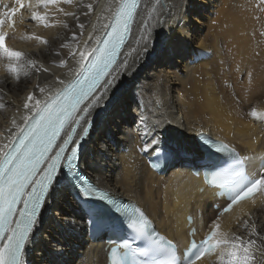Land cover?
Masks as SVG:
<instances>
[{
    "label": "bare ground",
    "instance_id": "6f19581e",
    "mask_svg": "<svg viewBox=\"0 0 264 264\" xmlns=\"http://www.w3.org/2000/svg\"><path fill=\"white\" fill-rule=\"evenodd\" d=\"M23 2L24 9L15 16L12 28L7 27L3 17L6 46L24 54L21 63L25 67L18 74L10 72L9 59L0 55V148L9 144L12 133L17 131L13 121L23 125V117L30 114L24 108L26 102L34 104L27 100L28 95L43 101L60 85L57 77L69 79L79 65L68 53L87 50L85 41L93 46L119 0H59L47 7L41 0ZM221 2L225 16L229 11L234 13L233 8H228L231 0ZM219 3L220 0H140L120 53V60L127 59L136 71L121 76L117 89L110 94L113 100L108 111L93 112L92 116L97 115L84 145L81 169L100 189L140 207L156 229L181 248L188 242L186 216L193 217L192 227L200 238L217 221L220 232L252 239L249 233L255 222L259 236L251 264H264V194L216 218L213 206L218 202L214 192L192 174L203 158L196 141L199 134L225 142L247 157L250 175L261 170L258 165L264 159V78H187L196 64L206 61L210 54L220 58L214 42L203 37L207 27L211 31L213 26L206 12ZM2 4L19 6L16 0H0ZM33 12L47 13L49 26L32 19ZM65 12L75 13L79 20ZM78 23L84 25L82 34ZM90 34L92 41L88 40ZM257 42L256 50L264 52L262 42ZM212 59L204 63L206 70L209 65L215 67ZM29 61L35 62V67ZM40 88L45 92L41 93ZM253 109L257 117L251 115ZM141 116L145 117L143 122ZM153 138L159 140V150L172 156L163 175H156L148 167V159L157 151L143 150ZM86 219L72 194L51 201L42 211L38 231L34 230V237L25 247L24 264H106L103 239H89ZM245 220L249 221L248 228L243 226ZM199 264H221L219 251Z\"/></svg>",
    "mask_w": 264,
    "mask_h": 264
},
{
    "label": "snow or ice",
    "instance_id": "6c2138e0",
    "mask_svg": "<svg viewBox=\"0 0 264 264\" xmlns=\"http://www.w3.org/2000/svg\"><path fill=\"white\" fill-rule=\"evenodd\" d=\"M41 2L47 7L59 0ZM16 3L20 8L24 7L23 0H16ZM137 6V0H119L109 22L102 26V35L95 37L93 46L89 47V42L85 41L84 48L87 50L74 49L68 53L79 65L73 79L65 82L57 77L62 87L43 101L35 99L30 93L27 100L34 101V104H24L30 114L23 117V125H16L13 121V125L17 127V131L12 133L14 139L0 148V264H24L25 246L34 237V230L38 231L42 211H46V205L51 201L69 193L85 203L93 199L107 201L109 206L103 208V213L108 216L119 213L116 218L130 230V234L111 249L112 264H197L206 253L217 250L221 264H251L255 259L253 247L259 236L255 222L251 224L249 233L253 238L245 239L220 232V224L213 221L212 228L204 239L199 243L193 239L184 254L180 255L177 245L171 239L159 235L151 226L145 211L135 204L122 203L118 198L110 197L108 193L94 187L90 178H85L81 169L83 147L95 123L89 117L97 109L108 111L113 100L110 94L117 89L121 76L132 75L136 71L127 59L120 60V53ZM87 7L89 11L92 10L91 4ZM18 10L12 8L10 12L15 14ZM4 15L9 20L12 19L8 12ZM64 15L79 20L75 13L65 12ZM46 17L47 13H32V19L47 27L49 24ZM3 24L4 21L0 20V26ZM77 26L82 34L84 25L78 23ZM8 27H12V24ZM64 27L68 25L64 24ZM6 37L7 33L0 31V55L9 59V71L18 74L25 67L21 63L24 54L8 48ZM35 38L47 43L41 37ZM73 38H76L75 33ZM88 40H93L91 34ZM61 47L67 45L62 44ZM144 51H147L146 43ZM56 55L59 56V53ZM28 63L35 67V62ZM61 65L66 66L64 61H61ZM43 71L47 72L48 69L44 68ZM39 91L44 93L45 88H40ZM251 115L257 117L255 109ZM139 119L143 122L145 117L141 116ZM159 145V140L153 138L146 142L143 150L151 148L152 151H158ZM215 150L230 154L231 162L225 169L213 173L209 181L210 184L220 182L230 197L224 212L254 198L257 193L264 194V164L259 172L250 175L246 169L247 157H240L234 149L222 143ZM96 215L97 212L93 210V222ZM243 226L248 228L249 221L245 220ZM192 234L195 235L194 232ZM261 239L264 240V237ZM136 241H141L142 245L134 248L132 245Z\"/></svg>",
    "mask_w": 264,
    "mask_h": 264
},
{
    "label": "rangeland",
    "instance_id": "374dc122",
    "mask_svg": "<svg viewBox=\"0 0 264 264\" xmlns=\"http://www.w3.org/2000/svg\"><path fill=\"white\" fill-rule=\"evenodd\" d=\"M231 2L228 8H233L234 13L229 11L230 16L223 14L221 0L216 8L207 7L206 12L213 26L211 31L207 27L203 37L214 42L220 58L210 54L203 63H193L197 66L187 78H264V52L256 50L257 41L264 45V0ZM210 59L215 67L209 65L206 70L204 63Z\"/></svg>",
    "mask_w": 264,
    "mask_h": 264
}]
</instances>
